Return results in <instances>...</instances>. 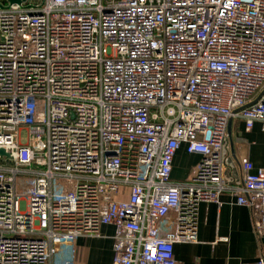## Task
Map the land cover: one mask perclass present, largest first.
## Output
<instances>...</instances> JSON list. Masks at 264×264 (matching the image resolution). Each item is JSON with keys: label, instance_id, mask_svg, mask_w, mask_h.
I'll return each mask as SVG.
<instances>
[{"label": "built area", "instance_id": "1", "mask_svg": "<svg viewBox=\"0 0 264 264\" xmlns=\"http://www.w3.org/2000/svg\"><path fill=\"white\" fill-rule=\"evenodd\" d=\"M237 118L264 132V0H0V264H76L107 225L111 264H178L228 189L263 235L264 168L225 176Z\"/></svg>", "mask_w": 264, "mask_h": 264}, {"label": "crops", "instance_id": "2", "mask_svg": "<svg viewBox=\"0 0 264 264\" xmlns=\"http://www.w3.org/2000/svg\"><path fill=\"white\" fill-rule=\"evenodd\" d=\"M247 156L255 167L264 168V132L257 122L252 131L245 130L244 120L234 119L229 127L225 176L231 186L241 182V156ZM200 159L185 146L174 160L173 180H186ZM114 228L104 226L101 236H83L76 240V264H111ZM198 241L176 243L178 264H258L264 260V234L256 231L251 210L237 203L228 189L219 201H202L197 214Z\"/></svg>", "mask_w": 264, "mask_h": 264}, {"label": "water", "instance_id": "3", "mask_svg": "<svg viewBox=\"0 0 264 264\" xmlns=\"http://www.w3.org/2000/svg\"><path fill=\"white\" fill-rule=\"evenodd\" d=\"M10 1H12V2H20V0H10ZM0 154L8 156V153L3 148H0Z\"/></svg>", "mask_w": 264, "mask_h": 264}, {"label": "rangeland", "instance_id": "4", "mask_svg": "<svg viewBox=\"0 0 264 264\" xmlns=\"http://www.w3.org/2000/svg\"><path fill=\"white\" fill-rule=\"evenodd\" d=\"M21 136H22V139H23V140H26L27 133H26L25 130H23V131L21 132Z\"/></svg>", "mask_w": 264, "mask_h": 264}]
</instances>
